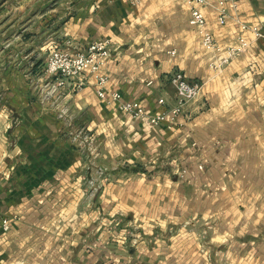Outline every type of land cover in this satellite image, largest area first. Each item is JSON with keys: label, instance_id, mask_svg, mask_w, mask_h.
<instances>
[{"label": "crops", "instance_id": "0c3cea01", "mask_svg": "<svg viewBox=\"0 0 264 264\" xmlns=\"http://www.w3.org/2000/svg\"><path fill=\"white\" fill-rule=\"evenodd\" d=\"M33 1L19 11L37 20L0 27V264H264V37L241 29L264 33V0L228 5L226 24L219 0L202 8L223 47L251 42L221 73L183 0ZM100 41L109 94L151 115L176 105L174 72L204 84L183 126L125 114L91 75L68 85L64 118L42 102L52 52Z\"/></svg>", "mask_w": 264, "mask_h": 264}, {"label": "built area", "instance_id": "2783aa9c", "mask_svg": "<svg viewBox=\"0 0 264 264\" xmlns=\"http://www.w3.org/2000/svg\"><path fill=\"white\" fill-rule=\"evenodd\" d=\"M135 5L139 0H128ZM190 6V25L197 29L201 39L203 48L213 56L210 67L213 71L221 73L224 69L237 57L241 56L251 45V42L244 36L238 37L237 44L233 46L223 47L213 36L208 28V20L202 8L209 4V0H183ZM237 7L238 0H219L215 6L219 14V22L226 24L227 22V6ZM243 31L251 30L256 39L264 37L261 28L249 27L242 24ZM112 46L109 41H100L89 44L84 49L70 52L67 50L55 49L49 56L44 71L43 83L40 86L39 95L43 103H49L55 106L59 112V117L64 118L67 115V109L61 108V104L68 96L65 94L69 84L76 91L83 89L86 85L81 80L83 75H91L97 86V92L101 99L108 104L118 103L119 108L125 114L133 116L135 119L144 120L152 126H166L172 129L180 124L182 117L187 116L188 108L191 104L199 99L203 92L204 84L191 80L185 73L174 72L170 77V83L176 92V105L167 111L158 114H149L139 102L125 101L120 93L109 94L107 85L109 77L107 75V59L112 56ZM171 54H175L172 52ZM152 83H149L151 85ZM164 104L163 101H160ZM73 142L79 148L88 149L93 153L95 140L87 134L84 129H80L75 133ZM80 148V149H81ZM101 175H103V171ZM94 186V182H91ZM3 227L9 230V220H3Z\"/></svg>", "mask_w": 264, "mask_h": 264}, {"label": "rangeland", "instance_id": "374dc122", "mask_svg": "<svg viewBox=\"0 0 264 264\" xmlns=\"http://www.w3.org/2000/svg\"><path fill=\"white\" fill-rule=\"evenodd\" d=\"M25 2H27V0H0V27H1V29H2V26L5 24L4 22H2L4 19L17 20L18 22H20V19H22V20L24 19V20H27L28 23L37 20L38 15H39L37 13L39 11L37 9H34L35 7L33 5H32V7H29V10H27L26 12L25 11H19L20 4L25 3ZM33 2L34 3L36 2L39 5V4L46 3L47 0H34ZM57 2H58V0H49V4H54ZM12 30H13V34L14 33L18 34L19 33V26H13ZM39 97H40V95H39ZM162 126H164V125H162ZM176 127L172 128V129H169V128L168 129L173 130ZM97 149H98V147H97ZM95 162H97V160H95ZM96 166H98V165H96ZM180 174L182 175V178H184L186 176L185 171L181 170ZM98 175L99 176L101 175V171L99 169L97 172V176Z\"/></svg>", "mask_w": 264, "mask_h": 264}]
</instances>
